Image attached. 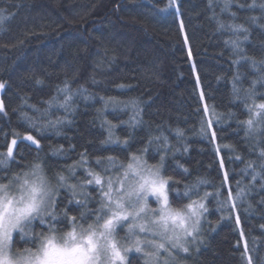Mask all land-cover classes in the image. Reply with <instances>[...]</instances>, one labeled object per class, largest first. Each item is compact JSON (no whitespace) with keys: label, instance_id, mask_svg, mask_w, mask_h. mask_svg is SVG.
<instances>
[{"label":"trees","instance_id":"16d2710c","mask_svg":"<svg viewBox=\"0 0 264 264\" xmlns=\"http://www.w3.org/2000/svg\"><path fill=\"white\" fill-rule=\"evenodd\" d=\"M262 5L264 0H232L227 8L225 0H0V82L5 84L0 153L7 152L13 133L40 142L37 151L31 141H18L15 160L0 168V177L28 171L24 166L34 162L43 164L55 184L56 173L73 183L84 181L83 170L70 178L77 167L110 177L122 170L107 162L98 166L97 157L127 162L130 154L147 149L142 158L155 165L165 156L164 177L178 181L168 187L172 207L210 194L202 200L207 209L202 243L179 264H248L249 256L252 264H264V157L259 155L264 131L250 134L244 124L254 105L264 103ZM233 40L240 41L239 51L226 43ZM237 59L240 63L234 64ZM237 74L239 91L234 92ZM253 80L254 95L247 96ZM132 101L138 102L135 108ZM205 106L214 107L220 120L211 126L216 133L211 141L201 131L209 120ZM26 117L33 118L35 129ZM110 132L113 140L127 139V146L102 144ZM81 153H87L84 163ZM225 172L228 180L221 189ZM255 173L260 175L253 179ZM185 185L195 186L191 196L184 195ZM238 187L243 195L235 208H222L218 201L228 198L226 189L235 198ZM59 195L58 218L65 210L79 217L101 207L93 187L85 196L73 198L67 189ZM94 219L90 216L87 223ZM56 227L67 230L68 225ZM47 230L40 218L31 221L15 233L13 250L36 247L35 235ZM129 261L144 264L139 254Z\"/></svg>","mask_w":264,"mask_h":264},{"label":"snow or ice","instance_id":"6c2138e0","mask_svg":"<svg viewBox=\"0 0 264 264\" xmlns=\"http://www.w3.org/2000/svg\"><path fill=\"white\" fill-rule=\"evenodd\" d=\"M231 2L232 0H225V8ZM211 3L212 0H209V4ZM232 15L235 16V13ZM2 19L3 17L0 16V20ZM181 27H183L182 23ZM220 27H225V25L220 22ZM229 27L237 32L248 31L242 25H229ZM247 38V36L244 37L245 40ZM185 40H187L186 36ZM226 43H231L234 50L239 51L240 41L233 40ZM240 59L247 58L240 57ZM240 59L233 61V63L239 64ZM259 63L264 65V61ZM252 64L255 66L257 61L252 60ZM238 78L239 74L234 78V92L239 91L235 84V80ZM260 82H264V75L260 76ZM37 83H41V81L38 80ZM256 84L257 81L253 80L252 88L246 92L247 96L254 95L253 89ZM4 87L5 84L0 82V88ZM60 91H67V88L60 89ZM68 99L70 98H65V103ZM112 99L109 98V100ZM131 103L135 108L138 102L132 101ZM254 108L256 111L253 112L252 117L244 122L247 125V132L250 134H258L264 131V119H261L264 118V103L254 105ZM3 110L4 105L0 101V112ZM205 111H210L213 116L217 117L214 121H204L201 128V131L208 135L211 141L216 139L215 131H210L211 126L213 123L219 124L220 120L214 107L209 110L205 106ZM249 111L252 112V109L250 108ZM136 115H139L138 109H136ZM26 118L33 121L31 117ZM59 122V120L49 121L47 124H42L41 127L54 126ZM258 124L261 125L260 128L257 127ZM31 127L35 129L36 122L33 121ZM13 135L16 138L11 141L7 152L0 153V156L6 157L0 159V168L6 167L9 160H15L14 147H18V141H31L36 146L37 151L40 149V142L34 136L26 134L21 137L19 133H13ZM164 139L166 141L167 138ZM101 143L123 144L126 147L128 140H113L110 132L108 139ZM225 147L229 146L226 145ZM146 151L147 149L141 150V155L130 154L127 162L118 161V158L112 156L97 157L96 164L98 166L107 162L117 171L122 170V173L115 179L109 177L107 180H104L99 173H88L92 176V180H88L87 183L94 182L101 188V207L95 212L86 210L79 217L69 216L65 210L63 216L58 218L55 209L58 207L59 199H62L59 195L60 190L69 189L74 198L77 195L76 185H69L67 183L68 178L60 173L55 174L56 184H53L45 174L41 162L25 165L24 167L28 171L16 173L11 177H0V180H8V183H0V264H130V261H126V257L131 248L134 247L136 252H143L144 246L153 249L151 252H144V264H179L177 253L190 254V245H195L198 241L201 217L207 211L202 200L210 194L205 193L201 200H191L181 207H172L169 202L168 187L172 183H178V181L172 177L161 175L165 156L160 157L158 164L150 165L142 158L143 152ZM164 151H167L166 146ZM217 151H220L219 147ZM259 155L264 157V149H261ZM86 156L87 153H81L80 163L85 162ZM220 164L223 167L222 159ZM75 166L72 165L69 168ZM260 167L264 168V164H261ZM102 171L107 172L108 169L104 168ZM258 175L260 173H255L253 179ZM227 180L228 173L225 172L221 189H224V183ZM197 183H204V181H197ZM105 185L107 190H105ZM80 186L84 187V184ZM193 187L195 186L185 185L184 195L186 197L193 194L191 191ZM226 190L228 198L218 201V203L221 204L222 208L234 209L235 201L240 200L243 195V189L238 187L235 198H233L231 188ZM150 194L156 197L159 207H149L148 198ZM215 195H221V192L217 191ZM230 201L231 203H229ZM68 203L72 204L73 201L69 200ZM76 203L84 204L86 201H77ZM93 215L95 219L91 223H87L88 218ZM37 216H39L42 225L47 224V232L35 235L34 241H39L36 247L14 251L13 230L19 229L23 232L24 227ZM130 220L132 223L127 224V235L121 239L136 235L137 229L140 233L151 235L154 239L141 240L137 236L132 245L121 244L120 240L117 239L118 229ZM236 221L239 223V216L236 217ZM59 223H66L68 225L67 230L57 228L56 224ZM241 235H243L242 229ZM199 242L202 243V241ZM245 250L247 251V243H245ZM248 264H252L250 256L248 257Z\"/></svg>","mask_w":264,"mask_h":264},{"label":"rangeland","instance_id":"374dc122","mask_svg":"<svg viewBox=\"0 0 264 264\" xmlns=\"http://www.w3.org/2000/svg\"><path fill=\"white\" fill-rule=\"evenodd\" d=\"M3 89H4V88H0V101H1V94H2ZM208 117H209V120H212V119H213V116L210 114V111H208ZM14 149H15V147H14ZM78 170H83V172H85V173H84V174H85V175H84L85 178H83V179H85L84 181H78V182H76V183H73V182H71L70 180H67V183H68L69 185H76L75 191H76L77 195H84V196H85V195L89 192V190H90L91 187L96 188L97 191H99V193L101 194V188H100L99 185H96L94 182L91 183V184H88V183H87L88 180H92V176L88 174V173L90 172L88 169H85L84 167H77L76 169L74 168V169H72L71 172H69V174H70V175H69L70 178H71V179H72V178H76V177H77V172H78ZM121 173H122V171H121L119 174H116V175H114V176H110V177H112L113 179H115L118 175H121ZM161 175L164 177L162 170H161ZM103 178H104V180H107L109 177H103ZM49 179H50V178H49ZM50 180H51V179H50ZM51 181H52V180H51ZM52 183L55 184V182H53V181H52ZM81 184H84V187H81V186H80ZM64 189H67V188H64ZM67 190H69V189H67ZM105 190H107L106 185H105ZM69 191H70V190H69ZM70 192H71V191H70ZM168 196H169V194H168ZM169 202H170V200H169ZM202 202H203V201H202ZM203 203H204V202H203ZM148 205H149V207H151V208H157V207H159V204L157 203V201H156V197H155L154 195H151V194L149 195V198H148ZM204 205H205V203H204ZM205 207H206V205H205ZM35 219H39V216H37ZM35 219H33V220H35ZM204 219H205V213H204V214L202 215V217H201L200 232H199V236H198V241H197V243H196L195 245H190V253H192L193 250L197 249V248H198V245L201 243V242H199V241L202 240V236H201V235H202V228H203V224H204ZM33 220H32V221H33ZM128 223H132V221H131V220L128 221L127 223L124 224V226H123L122 228H119V229H118V236H117V239L120 240V243H121V244L126 245V246H128V245H132L133 242L135 241V239L137 238V236H139V238H140L141 240H151V239H154V237H152L151 235H146V234H144V233H140L138 229L136 230V235H132L131 237H129V238H127V239H121V238L126 237V235H127V224H128ZM18 230H19V229H14V230H13V238H14L15 233H16ZM121 230H122V231H121ZM151 251H153V249L144 246V247H143V252H136V251H135V248L132 247L131 250L129 251V253L127 254L126 261H129L130 256H132V255H134V254H139L141 257H143V260L145 261L144 252H151ZM187 255H189V254H184V253H179V252H178V253H177L178 262H180L179 259H180L181 256H187ZM162 258H163V257H162Z\"/></svg>","mask_w":264,"mask_h":264}]
</instances>
